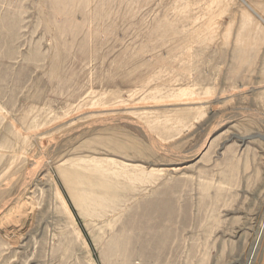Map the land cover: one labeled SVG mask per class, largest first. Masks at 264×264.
I'll return each mask as SVG.
<instances>
[{"label": "rangeland", "instance_id": "rangeland-1", "mask_svg": "<svg viewBox=\"0 0 264 264\" xmlns=\"http://www.w3.org/2000/svg\"><path fill=\"white\" fill-rule=\"evenodd\" d=\"M0 264H264V0H0Z\"/></svg>", "mask_w": 264, "mask_h": 264}, {"label": "bare ground", "instance_id": "bare-ground-1", "mask_svg": "<svg viewBox=\"0 0 264 264\" xmlns=\"http://www.w3.org/2000/svg\"><path fill=\"white\" fill-rule=\"evenodd\" d=\"M259 236V235H258ZM257 250V249H256ZM251 252V251H250ZM255 253V252H254ZM251 254V253H250ZM255 257V256H254ZM256 258V257H255ZM250 259V258H249Z\"/></svg>", "mask_w": 264, "mask_h": 264}]
</instances>
